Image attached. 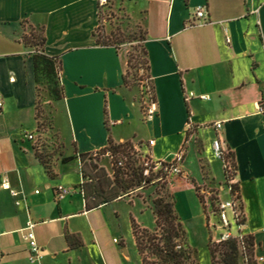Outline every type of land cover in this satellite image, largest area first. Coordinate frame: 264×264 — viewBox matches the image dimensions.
<instances>
[{
  "label": "crops",
  "instance_id": "0c3cea01",
  "mask_svg": "<svg viewBox=\"0 0 264 264\" xmlns=\"http://www.w3.org/2000/svg\"><path fill=\"white\" fill-rule=\"evenodd\" d=\"M114 5L125 25L145 33L157 106L150 121L142 119L135 91L122 84L127 48L95 42L97 0H0V264H142L130 217L140 222L133 214L144 207L151 211L148 201L130 195L87 208L78 188L79 159L61 158L98 151L111 137L133 142L153 159H171L187 130L182 172L170 174L165 187L182 226L190 222L198 231V244H191L203 255L198 264H211L210 235L190 178L197 179L187 166L188 150L190 142L195 150V139L213 154L216 136L236 165L232 183L244 217L240 231L253 237L254 264H264V117L256 109L264 100V0H114ZM199 5H205L208 21L187 26ZM23 21L43 27L44 53L61 63L63 97L47 112L51 128L45 132L36 129L33 48L21 41ZM188 93L193 96L185 98ZM215 122H221L217 130ZM37 139L51 151L57 148L52 175L34 154ZM215 161L220 177L212 163L210 170L221 180L223 162ZM59 186L71 191L58 197ZM120 204L126 205L130 243L120 228ZM27 221L34 223L40 249L33 260L22 237Z\"/></svg>",
  "mask_w": 264,
  "mask_h": 264
},
{
  "label": "trees",
  "instance_id": "16d2710c",
  "mask_svg": "<svg viewBox=\"0 0 264 264\" xmlns=\"http://www.w3.org/2000/svg\"><path fill=\"white\" fill-rule=\"evenodd\" d=\"M98 19L99 25L92 32L95 37V42L101 46H114L118 48V44L123 41L121 33L118 31L119 29H117V32L111 31L109 36L101 38V35L97 34V30L101 28L100 9L98 10ZM23 23L26 22H21V25ZM30 30L31 31L28 34H25V32L23 33L21 41L25 45L33 48L32 58L37 89L34 115L37 121V131L44 132L40 128L44 119L41 117L38 108L39 74L45 73L55 76L56 81L47 83V90L52 99L59 100L63 97V89L59 84L61 63L58 56H48L44 53L43 45L45 43V36L43 34V27H40L41 36L37 43L33 40L32 27ZM141 40L143 42L142 49L145 56V69L150 78L147 52L144 47V31ZM37 46H39V48H37ZM130 62L131 57L128 56L127 68L122 75V84L129 89L132 87L128 80L129 69L132 68L130 67ZM57 84L59 85V93L56 88ZM103 112L104 116H106L105 107ZM189 134L190 131L187 130L185 141L182 144L180 151L185 149ZM38 141L39 139L33 143L34 154L44 166L46 172L49 175H52V154L48 155L47 153H44V145ZM135 145L136 144L131 141L116 143L111 137H108L106 146L98 151L78 153L76 156L61 158V162L63 163L74 157L79 159L80 172L83 180L78 185V188L83 194L87 208L97 207L101 204L125 197L136 188H145L157 184V182H152L153 178H146L142 175V167L139 164V158L136 156L137 152L134 149ZM96 155H106L109 157L111 160V174L108 173L105 167L99 165V159L95 157ZM220 158L223 162L224 179L225 181H228L230 178L234 177L236 172L233 155L228 151L221 155ZM227 161H229L230 166L233 169L232 175L228 173ZM118 162H122V165H119ZM163 183L165 185V182ZM192 183L203 207V198L199 195L196 184L193 181ZM232 189L238 191L237 185L232 184ZM152 213L155 221V229L153 231L139 225L133 217H130L135 247L141 258L142 264H197L195 250L191 248L187 242L185 230L174 208L172 195L168 193L157 194V197L152 200ZM239 243L235 239H230L222 243H211L209 241L208 249L211 257V264H239L240 256L243 257L246 264H254L253 237L251 235H244Z\"/></svg>",
  "mask_w": 264,
  "mask_h": 264
},
{
  "label": "rangeland",
  "instance_id": "374dc122",
  "mask_svg": "<svg viewBox=\"0 0 264 264\" xmlns=\"http://www.w3.org/2000/svg\"><path fill=\"white\" fill-rule=\"evenodd\" d=\"M100 9V17H101V28L97 30V34L101 35V38L105 36H109L110 32H117L120 31L121 37L123 38V41L118 44V47L120 46H125L127 48V57H131V62H130V67L129 69V74H128V80L130 84L132 85L131 89H133L136 93V97L139 99L141 102V109H142V96H143V91L141 88V84L144 83V85L149 86V88L153 92L152 88V82L150 78L148 77V72L145 69V64H144V53L142 49L143 42L141 40V37L143 36V30L140 27L132 28L128 27L125 25V17L123 14H121L118 9L114 5V0H107V3L103 6H99ZM23 29L25 34H28L31 30L30 28L32 27V34H33V40L37 43L40 39L41 36V30L40 26H34L29 23H23L22 24ZM39 48V46H37ZM56 81L55 76L48 75V74H39V111L41 117L44 119L42 122V126L40 127L42 131H47L48 127H50V121L49 117L47 115L48 111H51V109L54 107V99H52L50 93L47 90V83ZM57 90L59 93V85L57 84ZM41 118V119H42ZM40 129V130H41ZM190 131V130H189ZM52 132V131H51ZM206 134V133H204ZM30 139V138H28ZM48 140L50 139L47 138ZM194 144H195V150L193 147L192 142L189 143V150H188V159H187V166L191 170L193 174L196 175V180L191 178V181H193L197 188H198V193L199 195L203 198L207 193H209V199L213 204V200L218 197V194L221 199H224L226 196L223 194V192L220 190V186L224 184V173H223V179H217L220 177V164L215 161L217 158L212 154V153H205L203 151V147L201 143L198 140L191 139ZM38 142L42 143L43 145L46 144L44 139H40ZM51 143L54 144V141L50 139ZM48 142V143H49ZM137 146V145H135ZM54 150H50L49 148H46L44 146V153L52 154L56 153V146L54 145ZM46 154V155H47ZM96 158L99 159L98 163L99 165L103 167H108L111 169V160L109 159L108 156L106 155H96ZM183 160V159H182ZM214 161V162H213ZM212 163V172L215 174L217 178L212 174L210 170V164ZM106 169V168H105ZM223 171V170H222ZM185 176H188L187 173H185ZM201 189L206 191V193L203 195L201 193ZM168 193L169 190L165 187L163 182H157L156 185H150L145 188H136L134 189L129 195H137L145 200L148 201V206L151 208L152 211V200L157 197V194H164ZM125 196V197H127ZM120 210H121V215L119 218V223H120V228L122 231V234L124 236V239L130 243L131 241V233H130V226H128L127 223V216L125 214V209L126 205L120 204ZM203 208V207H202ZM204 209V208H203ZM136 210V209H135ZM151 211L144 207V210L142 213L133 212V216H136V218H139L140 222L136 220V222L141 225L140 223L142 222L143 227L149 229L150 231H153L155 229L154 221H153V216ZM205 212V209H204ZM134 218V217H133ZM135 219V218H134ZM186 233V239L187 242H190V247L192 246L191 244H198V239H199V234L196 228H193L192 224L186 223L185 226L183 227ZM200 230L201 229L200 227ZM192 242V243H191ZM195 250V256H196V261L197 264L199 263V257L202 258L201 250L198 248L191 247ZM205 264V263H203Z\"/></svg>",
  "mask_w": 264,
  "mask_h": 264
},
{
  "label": "built area",
  "instance_id": "2783aa9c",
  "mask_svg": "<svg viewBox=\"0 0 264 264\" xmlns=\"http://www.w3.org/2000/svg\"><path fill=\"white\" fill-rule=\"evenodd\" d=\"M107 3V0H97L99 6H103ZM208 21L207 9L205 5H199L195 7L193 12L192 20L187 23V26L200 25ZM143 91L142 96V119L144 121H150L156 114L157 106L154 97V93L149 86L141 84ZM193 96V93H188L185 98ZM201 99H205L202 95ZM3 101L0 98V111L2 110ZM257 111L264 117V100H260L256 103ZM214 129L221 127V122H215L213 124ZM191 125L187 124V129H190ZM27 138H32V135H27ZM213 154L215 157L221 159V155L226 153V149L223 148L221 140L216 136L211 143ZM136 156L139 158V164L142 167V175L146 178H153L152 182H165L170 174L177 175L181 174L180 163L183 159V151L177 152L171 159H153L148 153L140 150L138 146H134ZM122 165V162H118ZM228 173L233 174V169L230 166L229 161L226 162ZM232 179L225 181L220 186V190L225 194V198L221 199L219 194L214 199L213 204L209 199V193L203 197V207L205 209V221L209 231L211 243H222L230 239L241 241L244 234L241 233L240 229L243 224V212L240 206L238 191L232 189ZM3 187L9 189L7 183L2 184ZM71 191L70 188L65 186H59L55 192V195L60 197L68 194ZM10 193L15 196L17 192L10 189ZM201 193L204 195L206 191L201 189ZM34 223L27 221L22 230V237L28 243L29 258L31 260L39 257V246L36 242L35 235L33 232ZM116 241V239H114ZM240 244V243H239ZM241 246V245H240ZM255 261V258H254ZM239 264H246L242 256L239 258Z\"/></svg>",
  "mask_w": 264,
  "mask_h": 264
}]
</instances>
